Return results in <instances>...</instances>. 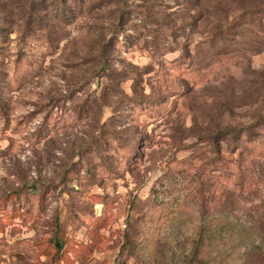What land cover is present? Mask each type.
Here are the masks:
<instances>
[{"label":"rangeland","instance_id":"374dc122","mask_svg":"<svg viewBox=\"0 0 264 264\" xmlns=\"http://www.w3.org/2000/svg\"><path fill=\"white\" fill-rule=\"evenodd\" d=\"M0 264H264V0H0Z\"/></svg>","mask_w":264,"mask_h":264},{"label":"trees","instance_id":"16d2710c","mask_svg":"<svg viewBox=\"0 0 264 264\" xmlns=\"http://www.w3.org/2000/svg\"><path fill=\"white\" fill-rule=\"evenodd\" d=\"M121 2H122V0H121ZM123 3H124V2H123ZM227 131H228V134H227V135H229V136H230L231 133H234V130H232L231 128H228ZM220 154H221V153H219V155H220Z\"/></svg>","mask_w":264,"mask_h":264}]
</instances>
